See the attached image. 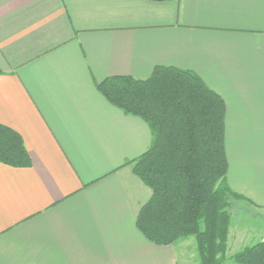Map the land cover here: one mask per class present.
<instances>
[{"label": "crops", "instance_id": "1", "mask_svg": "<svg viewBox=\"0 0 264 264\" xmlns=\"http://www.w3.org/2000/svg\"><path fill=\"white\" fill-rule=\"evenodd\" d=\"M157 66L223 100L226 183L243 196L228 249L264 240V0H0V124L31 158L0 162V264H179L175 242L136 227L151 190L130 162L150 128L97 89Z\"/></svg>", "mask_w": 264, "mask_h": 264}, {"label": "trees", "instance_id": "2", "mask_svg": "<svg viewBox=\"0 0 264 264\" xmlns=\"http://www.w3.org/2000/svg\"><path fill=\"white\" fill-rule=\"evenodd\" d=\"M97 89L150 128V146L130 162L132 172L151 190L136 216L138 230L157 245L193 236L199 264H222L230 205L243 199L226 183L223 100L194 73L164 66L155 67L146 79L108 77ZM0 162L31 164L21 137L2 124ZM232 260L264 264V240L244 247Z\"/></svg>", "mask_w": 264, "mask_h": 264}, {"label": "rangeland", "instance_id": "3", "mask_svg": "<svg viewBox=\"0 0 264 264\" xmlns=\"http://www.w3.org/2000/svg\"><path fill=\"white\" fill-rule=\"evenodd\" d=\"M235 201V200H234ZM230 210H232L231 208V205H230ZM230 219H231V216H230ZM256 239L252 240V241H245V243L242 245V247H240V244H238L236 247H233V249L230 248L228 249V230H227V242H226V251H225V261L226 262H229L227 259L230 255V263L232 260V256L242 250L244 247L246 246H250L256 242H258L259 240L255 241ZM262 241V240H261ZM184 246H183V245ZM232 244V243H231ZM183 246L182 248H179ZM174 248L176 250V254H177V257H178V260H179V264H183V262L185 260H187L189 262V264H199V257H198V254H197V250H196V242H195V239L193 236H189V237H186V238H182V239H179L175 242L174 244ZM239 248V249H238ZM236 251L234 252L233 254L231 253V251Z\"/></svg>", "mask_w": 264, "mask_h": 264}]
</instances>
